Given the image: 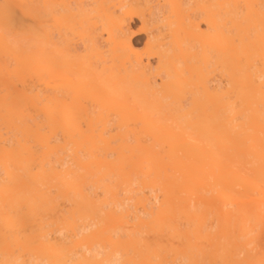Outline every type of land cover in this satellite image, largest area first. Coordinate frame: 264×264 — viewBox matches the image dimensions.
<instances>
[{"label":"bare ground","instance_id":"bare-ground-1","mask_svg":"<svg viewBox=\"0 0 264 264\" xmlns=\"http://www.w3.org/2000/svg\"><path fill=\"white\" fill-rule=\"evenodd\" d=\"M0 264H264V0H0Z\"/></svg>","mask_w":264,"mask_h":264},{"label":"rangeland","instance_id":"rangeland-1","mask_svg":"<svg viewBox=\"0 0 264 264\" xmlns=\"http://www.w3.org/2000/svg\"><path fill=\"white\" fill-rule=\"evenodd\" d=\"M137 25H138V23H137L136 21L132 24L134 30H136V28H138ZM137 38L140 39V42H141V43L138 44V45H139L138 47L141 48L142 45H143V43H142V41H143L142 39H143V38L140 37V36H136V39H137ZM141 38H142V39H141Z\"/></svg>","mask_w":264,"mask_h":264}]
</instances>
